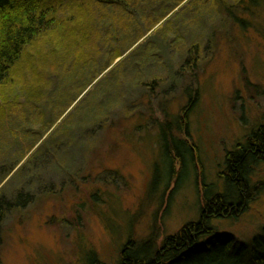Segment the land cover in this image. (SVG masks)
Returning a JSON list of instances; mask_svg holds the SVG:
<instances>
[{"label": "rangeland", "instance_id": "1", "mask_svg": "<svg viewBox=\"0 0 264 264\" xmlns=\"http://www.w3.org/2000/svg\"><path fill=\"white\" fill-rule=\"evenodd\" d=\"M199 5L176 8L130 48L131 38L122 42V56L80 96L111 51L65 73L69 84L59 95L60 78L51 76L39 107L4 120L0 195L11 208L1 226L0 264H87L93 251L114 264L129 237L154 232L161 243L199 219L205 183L214 193L225 190L226 155L264 119V33L240 28L216 3L200 5L194 16ZM187 87L192 96L200 89L188 126L195 167L190 162L172 177L152 118L183 113ZM250 185L256 187L239 216L211 221L238 243L250 244L264 229V160L253 166Z\"/></svg>", "mask_w": 264, "mask_h": 264}, {"label": "trees", "instance_id": "2", "mask_svg": "<svg viewBox=\"0 0 264 264\" xmlns=\"http://www.w3.org/2000/svg\"><path fill=\"white\" fill-rule=\"evenodd\" d=\"M199 1L203 6L218 4L240 28L264 33V20L256 22L258 17L264 19V0H236L231 4L224 0H0V129L8 116L17 118L20 111L21 117L23 113L26 116L28 109L41 105L50 89L51 76L57 74L60 78L59 88L55 89V95H59L65 83L69 84L65 73L86 68L111 51L93 79L79 91L80 96L122 56V42L131 38L125 45L130 48L176 8L185 4L181 7L187 9ZM200 5L191 14L197 16L196 11L202 10ZM188 52L196 63L198 46L193 44ZM116 67H112V73ZM188 88L183 113L152 118L158 128L159 153L166 156L172 177L190 162L195 167L197 146L189 142L188 126L200 89L194 97ZM178 133H185V137ZM238 146L226 155L222 171L225 190L214 193L205 183L199 219L165 236L161 243L154 232L140 241L129 237L114 264H264V229L248 244L238 243L234 235L216 233L211 225L214 218L237 217L246 209L252 188L256 187L250 185L253 166L264 160V119ZM160 168L158 162L157 178ZM6 177L0 179V184ZM9 208L11 202L0 195V234ZM91 253L87 264H111Z\"/></svg>", "mask_w": 264, "mask_h": 264}]
</instances>
